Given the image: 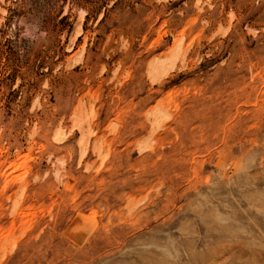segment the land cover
Instances as JSON below:
<instances>
[{"label":"rangeland","instance_id":"374dc122","mask_svg":"<svg viewBox=\"0 0 264 264\" xmlns=\"http://www.w3.org/2000/svg\"><path fill=\"white\" fill-rule=\"evenodd\" d=\"M0 264H264V0H0Z\"/></svg>","mask_w":264,"mask_h":264}]
</instances>
